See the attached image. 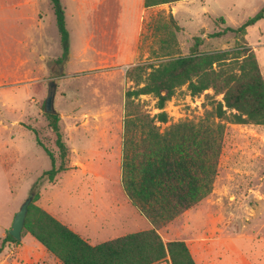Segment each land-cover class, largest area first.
I'll return each mask as SVG.
<instances>
[{
  "label": "rangeland",
  "instance_id": "374dc122",
  "mask_svg": "<svg viewBox=\"0 0 264 264\" xmlns=\"http://www.w3.org/2000/svg\"><path fill=\"white\" fill-rule=\"evenodd\" d=\"M141 1L61 0L66 49L51 0H0V264H62L30 233L19 242L8 237L52 165L35 131L59 159L46 110L53 91L70 169L39 183L34 202L96 245L154 227L124 190L123 143L127 115L151 118L160 110L154 95L126 96L136 87L129 72L168 51L189 54L200 36V51L253 46L264 74V19L244 36H211L243 25L264 0H212L208 11L194 0L154 6L147 15ZM222 99L212 88L193 96L185 84L166 104L169 121L155 123L161 131L198 123ZM216 121L225 131L213 190L158 232L165 242L184 240L197 264H264V125Z\"/></svg>",
  "mask_w": 264,
  "mask_h": 264
},
{
  "label": "trees",
  "instance_id": "16d2710c",
  "mask_svg": "<svg viewBox=\"0 0 264 264\" xmlns=\"http://www.w3.org/2000/svg\"><path fill=\"white\" fill-rule=\"evenodd\" d=\"M178 1L182 0H145V6ZM51 2L67 49L68 32L61 0ZM263 17L264 5L243 25L228 26L211 36L221 37L228 31L244 36L247 27ZM221 20L226 22L224 17ZM172 34L174 38L175 33ZM195 40L196 46L187 55L168 51L162 54L159 63L135 67L134 70H139L136 75L129 72L136 87L128 90L126 96L133 99L154 95L160 110L151 118L127 115L123 143L124 190L154 227L93 245L35 204L40 197L37 185L46 180L53 182L59 173L70 169L59 113H47L56 136L59 159L43 145L35 131L37 142L47 152L52 165L31 189L34 199L29 205L24 231L33 235L62 264H158L168 258L171 264H197L184 240L165 242L158 227L174 220L213 190L225 131V124L216 119L264 125V74L254 48L246 43H238L231 49L200 51L197 46L202 38L195 36ZM185 84L193 96L212 88L223 94V99L202 121H181L161 131L155 119L161 123L169 121L166 104L177 88ZM8 237L19 242L10 233Z\"/></svg>",
  "mask_w": 264,
  "mask_h": 264
},
{
  "label": "water",
  "instance_id": "95a60500",
  "mask_svg": "<svg viewBox=\"0 0 264 264\" xmlns=\"http://www.w3.org/2000/svg\"><path fill=\"white\" fill-rule=\"evenodd\" d=\"M56 86V83H53ZM55 96V91H53L50 96L46 100V110L47 112H51L54 110L53 108V99ZM34 193L31 192L27 199L23 202L20 209L15 214L11 229L9 233L17 240L22 238V233L25 229L26 217L29 210V205L33 202Z\"/></svg>",
  "mask_w": 264,
  "mask_h": 264
},
{
  "label": "crops",
  "instance_id": "0c3cea01",
  "mask_svg": "<svg viewBox=\"0 0 264 264\" xmlns=\"http://www.w3.org/2000/svg\"><path fill=\"white\" fill-rule=\"evenodd\" d=\"M210 1H212V0H200V4L202 5V8L204 9V11H208V9L210 8L209 6H210ZM142 3V9H143V12L145 13V15H147V13H148V11H149V8H152V7H146L145 6V0H142L141 1ZM177 5L178 4H180V3H190V4H194L195 2H194V0H182V1H178V2H175ZM167 4V3H166ZM172 4H174V3H172ZM159 5H163V4H159ZM159 5H156V6H159ZM168 5V4H167ZM176 7H179V6H176ZM262 19H264V17L262 18ZM261 19V20H262ZM260 21V20H259ZM258 21V22H259ZM249 45V44H248ZM249 46H251V45H249ZM253 47V46H252Z\"/></svg>",
  "mask_w": 264,
  "mask_h": 264
}]
</instances>
